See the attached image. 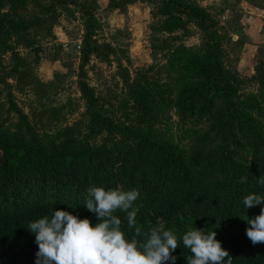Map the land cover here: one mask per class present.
Masks as SVG:
<instances>
[{"label": "rangeland", "instance_id": "rangeland-1", "mask_svg": "<svg viewBox=\"0 0 264 264\" xmlns=\"http://www.w3.org/2000/svg\"><path fill=\"white\" fill-rule=\"evenodd\" d=\"M0 17V134L45 151L66 143L100 150L118 175L132 170L124 153L149 138L186 158L199 150V177L260 185L264 0H30L0 5ZM183 47L214 55L228 97L190 107L187 93L204 84L171 59ZM159 197L139 196L133 209Z\"/></svg>", "mask_w": 264, "mask_h": 264}, {"label": "trees", "instance_id": "trees-1", "mask_svg": "<svg viewBox=\"0 0 264 264\" xmlns=\"http://www.w3.org/2000/svg\"><path fill=\"white\" fill-rule=\"evenodd\" d=\"M29 3L30 0L27 3L0 0V5L10 9ZM176 26L175 19L169 18L164 28L171 31ZM171 59L186 78L204 84L187 93L190 107L208 96H229L231 86L212 53L202 54L183 47ZM96 123L102 125L103 121ZM201 156L198 150L186 158L178 148L146 138L138 150L124 153L132 170L118 175V171L109 170L106 162L111 158L100 150L66 143L45 151L21 136L0 134V264H34L38 247L34 234L27 230L28 222L50 215L52 210H65L95 224V214L83 206L90 186L105 190L117 186L125 191L138 189L140 196L147 199L151 195L160 196L158 202L146 203L135 219L142 232L163 223L165 230L176 235L177 249L172 253L176 256L175 264H187L186 258L191 253L180 241L193 228L215 231V239L232 256V264H264V243L253 246L245 235L248 225L235 226V221L242 222L245 217L253 218L260 213V206L248 211L236 208H243L242 199L248 194L264 195V185H257L252 179L244 183L238 179L232 184L218 175L199 177ZM140 169L142 175L135 177L132 171ZM114 215L121 219L126 238H133L134 231L126 227L127 214L117 209Z\"/></svg>", "mask_w": 264, "mask_h": 264}, {"label": "clouds", "instance_id": "clouds-1", "mask_svg": "<svg viewBox=\"0 0 264 264\" xmlns=\"http://www.w3.org/2000/svg\"><path fill=\"white\" fill-rule=\"evenodd\" d=\"M239 182H246V177ZM257 183L264 185V175ZM139 196L138 189L90 186L83 206L95 214V224L65 210H52L50 215L29 221L27 230L34 234L38 247L34 264H175L176 235L165 230L163 223L147 232L138 226L133 204ZM242 204L246 210L260 206L258 215L245 220V235L253 246L264 243V195L248 194ZM117 209L127 212L126 227L134 231L133 238H126L121 219L114 215ZM215 237L213 230L193 228L184 233L180 242L191 253L187 264H232V256Z\"/></svg>", "mask_w": 264, "mask_h": 264}]
</instances>
